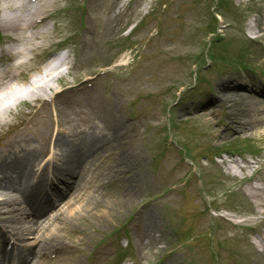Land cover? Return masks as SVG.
<instances>
[{
    "label": "rangeland",
    "instance_id": "obj_1",
    "mask_svg": "<svg viewBox=\"0 0 264 264\" xmlns=\"http://www.w3.org/2000/svg\"><path fill=\"white\" fill-rule=\"evenodd\" d=\"M51 1L44 26L20 35L25 43L44 32L48 50L27 52L19 81L59 53L63 76L42 100L24 96L0 113V162L31 147L16 142L25 131L39 152L32 172L13 171L0 186V264H59V241L75 264H258L248 237L257 243L259 216L239 190L250 180L218 161L248 159L254 179L264 172V133L227 129L234 116L257 117L247 102L264 104V32L255 26L264 0H227L229 9L220 0ZM42 32L20 46L38 45ZM67 161L70 178L54 169ZM33 198L29 222L22 209Z\"/></svg>",
    "mask_w": 264,
    "mask_h": 264
},
{
    "label": "bare ground",
    "instance_id": "obj_2",
    "mask_svg": "<svg viewBox=\"0 0 264 264\" xmlns=\"http://www.w3.org/2000/svg\"><path fill=\"white\" fill-rule=\"evenodd\" d=\"M18 3H14L11 0L7 1L4 0L3 4L5 5V8H8V11H10V15L7 16L3 12V8L0 7V23L3 26L4 31H11L12 35H10L11 43L10 45H7L3 52L7 54L8 56H15L19 61L13 62L12 64H4L3 60L0 56V113L9 111V105L15 104V102L20 103V101H23L24 96L27 98H30L31 100H42L43 96L46 92V90H50L52 88V83L57 82L58 79H60L63 76V73L61 72L60 68L68 63L67 56L64 53H59L56 56H53L50 58L47 57L43 61V65L37 71L36 73L32 74L30 79L27 82L20 83L19 79V72L20 68L23 69V67L27 66V63L29 59L26 57V54L28 51L37 50V55L40 56V54L46 50H48L47 47H42V42L47 43L46 35L42 31H38V35L42 37L40 43L37 44H31V48L25 49L24 47L20 46L30 42L31 39L35 40L38 35L32 34L29 37L25 39V43H23V37H20L21 33H25L26 30L32 26H44V23L49 19L47 13L49 12V8L52 5L51 0H37V4L33 9H28L27 6L30 2V0H17ZM28 10V11H26ZM16 11H20L19 15L14 14ZM255 26H259L260 29L264 32V11L258 16V18L255 20ZM23 39V40H22ZM50 55V54H48ZM76 89L75 87H69V89ZM231 89L232 91L235 89V86L232 88H228V86H223V90ZM237 90V89H236ZM56 93V92H55ZM54 93V94H55ZM75 93V92H74ZM73 93V94H74ZM25 94V95H23ZM23 95V96H22ZM224 103L228 105L226 102L230 100L226 94H224ZM13 101V102H12ZM7 103V107H3V104ZM248 109L252 111H256L257 117L251 118L246 117L244 115L243 118L240 117H233L235 120H233L232 124L229 126L227 125V129L229 132H247V131H253L252 135L256 136L257 133H264V130L261 132L259 131L260 128H264V104L256 101H250L247 102ZM2 108V109H1ZM74 109V105L72 106ZM248 109L245 108V111ZM1 118H6L5 116H2ZM98 130V129H96ZM99 131V130H98ZM26 132V131H25ZM23 132L16 136V142L19 144V148L23 149L24 146L30 148L25 149V154L21 155L20 157L15 156L11 159V157L7 158V161H1L0 162V186L6 187L5 180L8 178L11 172L17 171L19 173H29L33 171V163L38 158L39 152H37L33 148V144L35 143L34 139L26 135V133ZM74 133V132H73ZM72 133V136L74 137V134ZM39 140V138H38ZM93 140V137H92ZM58 141H62L58 139ZM32 144H29V143ZM11 146L14 145V141H11L9 143ZM70 144L74 145V139L70 140ZM69 145V144H68ZM69 159L71 160V166L72 163L75 162L76 157V150H72V147L69 145ZM75 148V147H74ZM29 153H28V152ZM264 157V152L263 155ZM68 161L65 163H62L61 165L58 164L56 168V172L63 171L69 174L70 178L74 174L73 169H65L66 164H70ZM251 162L248 159L238 161L232 157H222L218 161V165L222 168L221 170L224 172H227L229 174H232L233 177H239L241 180H250V183L246 185L245 188H239L241 191V194L245 197L251 198L252 207L254 208L253 212L257 214L259 217H257L254 222L258 224V232L260 237L257 238V243L254 244L248 237V241L251 245H253L254 253L257 255V261L258 264H264V224H262V219L264 220V172L261 173L259 176L260 179H257L258 176L255 177L257 179L256 182H252L255 180L253 177V174L248 175L249 171L253 168ZM37 171V170H36ZM256 171V170H255ZM42 174V171H40ZM248 173V174H247ZM41 176V175H40ZM3 184V185H2ZM5 202H10L8 200V197H3ZM29 209H22L23 214L26 212L29 213L31 218L29 219V222H34V211L38 209L39 204L36 198H33L29 200ZM26 202V201H25ZM42 207V202L39 201ZM68 204V200L63 201L60 204V208H62L64 205ZM27 206L28 204L25 203ZM79 207V206H77ZM69 209V212L76 211V208ZM33 208V209H32ZM74 213V212H73ZM153 222V221H152ZM249 223L248 221H245ZM145 224L148 225V221H145ZM232 226H236L237 224L231 223ZM249 224H244V226H248ZM137 231V229H136ZM144 235L148 237V234H144V229L139 225L138 232H136V235L139 239L138 245H145V247L148 244H144L145 241L141 240V235ZM247 237L243 238V242L245 243ZM58 248L59 249V255L55 259V262L58 261L59 264H75L80 261L79 257L70 252L69 248H66V244H64V241H59ZM156 244V242H154ZM73 256V257H72ZM101 257V253L99 254ZM170 264H174L173 262H170Z\"/></svg>",
    "mask_w": 264,
    "mask_h": 264
}]
</instances>
